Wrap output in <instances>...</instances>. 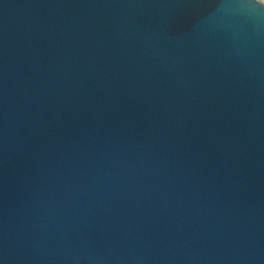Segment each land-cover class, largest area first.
I'll return each mask as SVG.
<instances>
[{"label":"water","instance_id":"95a60500","mask_svg":"<svg viewBox=\"0 0 264 264\" xmlns=\"http://www.w3.org/2000/svg\"><path fill=\"white\" fill-rule=\"evenodd\" d=\"M0 264H264V0H0Z\"/></svg>","mask_w":264,"mask_h":264}]
</instances>
